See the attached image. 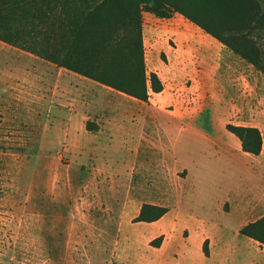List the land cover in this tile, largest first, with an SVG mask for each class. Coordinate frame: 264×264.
Listing matches in <instances>:
<instances>
[{
    "label": "crops",
    "instance_id": "obj_1",
    "mask_svg": "<svg viewBox=\"0 0 264 264\" xmlns=\"http://www.w3.org/2000/svg\"><path fill=\"white\" fill-rule=\"evenodd\" d=\"M142 18L154 46L165 55L157 62L162 72L147 70L148 76H158L162 92L150 90L143 102L18 49L32 56L23 60L41 67V115L63 124L81 123L80 131L69 130L66 138L90 135L109 141L105 151L89 147L95 166L91 165L128 172L129 182L143 194L140 200L132 194L128 200L135 216L144 204L168 209L160 220L148 224L151 234L141 232L137 239L149 238L151 243L164 238L159 248L152 247L159 264H264V245L241 234L244 227L264 218V105L246 95L256 89L262 73L242 59L238 62L179 13L158 18L143 12ZM233 62L241 64L234 83L225 75V67L234 70ZM22 87L27 91L29 86L11 85L18 91ZM66 93L87 94L89 100L70 96L71 101L61 100ZM212 93L224 112L236 100L235 107L244 110L242 117L231 121L204 114ZM87 123L97 130L87 131ZM228 124L258 129L261 154L243 152L240 141L226 130ZM139 242L131 244L133 249L140 250Z\"/></svg>",
    "mask_w": 264,
    "mask_h": 264
},
{
    "label": "rangeland",
    "instance_id": "obj_2",
    "mask_svg": "<svg viewBox=\"0 0 264 264\" xmlns=\"http://www.w3.org/2000/svg\"><path fill=\"white\" fill-rule=\"evenodd\" d=\"M143 38L147 70L160 72L157 62L165 55L154 46L145 21ZM257 39L264 50V38ZM30 57L0 42V264H159L149 238L137 240L141 232L151 234L150 223L135 222L139 214L128 203L131 194L136 200L143 194L121 167L114 173L109 167H92L89 147L105 151L109 141L90 135L66 138L64 133L79 132L81 123L63 124L41 115V67L23 60ZM233 67H225L232 83L241 64L233 62ZM260 77L252 94L246 92L259 106L264 105V75ZM16 83L28 85V90L11 88ZM68 96L61 100L71 101ZM72 98L89 100L87 94ZM208 99L204 114L232 121L244 113L234 99L226 112L217 107L215 94ZM193 145L199 147L195 141ZM137 242L140 250L131 246Z\"/></svg>",
    "mask_w": 264,
    "mask_h": 264
},
{
    "label": "trees",
    "instance_id": "obj_3",
    "mask_svg": "<svg viewBox=\"0 0 264 264\" xmlns=\"http://www.w3.org/2000/svg\"><path fill=\"white\" fill-rule=\"evenodd\" d=\"M143 12L158 18L181 14L264 75L257 39L264 38V0H0V42L147 102L150 90L160 93L164 86L155 73L147 75ZM86 128L97 130L91 123ZM226 130L243 152L261 154L258 129L228 124ZM167 212L144 204L135 222L153 223ZM241 234L264 245V218ZM163 240L150 244L159 248ZM203 250L208 256L207 243Z\"/></svg>",
    "mask_w": 264,
    "mask_h": 264
}]
</instances>
